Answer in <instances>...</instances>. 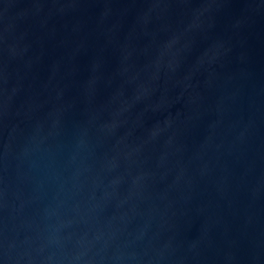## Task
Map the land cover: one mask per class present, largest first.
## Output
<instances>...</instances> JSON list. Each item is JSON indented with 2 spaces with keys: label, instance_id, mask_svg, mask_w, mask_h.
I'll return each mask as SVG.
<instances>
[{
  "label": "water",
  "instance_id": "95a60500",
  "mask_svg": "<svg viewBox=\"0 0 264 264\" xmlns=\"http://www.w3.org/2000/svg\"><path fill=\"white\" fill-rule=\"evenodd\" d=\"M0 264H264V0H0Z\"/></svg>",
  "mask_w": 264,
  "mask_h": 264
}]
</instances>
